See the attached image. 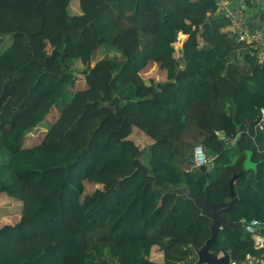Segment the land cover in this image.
Wrapping results in <instances>:
<instances>
[{
  "label": "trees",
  "instance_id": "1",
  "mask_svg": "<svg viewBox=\"0 0 264 264\" xmlns=\"http://www.w3.org/2000/svg\"><path fill=\"white\" fill-rule=\"evenodd\" d=\"M75 2L0 0V196L21 206L18 227L0 228V264H195L212 221L176 191L228 206L235 176L246 197L221 218L263 222L264 65L222 31L215 0ZM151 60L163 81L142 77ZM197 145L206 173L193 167ZM248 152L255 170L243 169ZM209 252L264 260L238 228L220 231Z\"/></svg>",
  "mask_w": 264,
  "mask_h": 264
},
{
  "label": "built area",
  "instance_id": "2",
  "mask_svg": "<svg viewBox=\"0 0 264 264\" xmlns=\"http://www.w3.org/2000/svg\"><path fill=\"white\" fill-rule=\"evenodd\" d=\"M215 6L217 14L226 19L228 25L226 31L235 38L238 43L250 46L255 52L259 64L264 65V31L263 32H251L248 31L245 24V12L247 9V0H239L234 2L232 0H215ZM183 41V40H182ZM182 41L179 39L177 42L180 47H175L176 50L182 46ZM179 52H177V55ZM260 119L257 123V127L260 130H264V107L259 110ZM232 145V142H230ZM192 163L194 168H200L202 166L210 167L211 159L208 158L205 148L202 145H197L193 151ZM244 226V231L250 236L253 247L256 250H264V235L260 232L264 228V221L251 220L248 223H241ZM263 254L260 256H253L247 254L243 261L235 262L230 260V264H264L262 259Z\"/></svg>",
  "mask_w": 264,
  "mask_h": 264
},
{
  "label": "rangeland",
  "instance_id": "3",
  "mask_svg": "<svg viewBox=\"0 0 264 264\" xmlns=\"http://www.w3.org/2000/svg\"><path fill=\"white\" fill-rule=\"evenodd\" d=\"M75 1L76 0H73V3H76ZM179 39L182 41V40H184V37L179 36L178 40ZM7 44H8V40H6L4 42L1 49H4ZM115 47H116V49L126 53L127 55L132 54L136 49V45L134 43L132 45H128V43H125L123 40H119V39L116 40ZM175 47H180L178 42L175 44ZM100 56H101L100 54L95 53L93 56L94 62L98 61L100 59ZM155 63L156 62L151 60L148 64L147 68L142 73V77L145 79L146 83H148L150 80L157 82L156 81L157 79H159V80L164 79L165 73L163 71L161 72L159 70V66L158 67H157V65L155 66ZM78 75H80V74H78ZM69 100H70V95L64 96L62 99H60L57 102L56 106L52 108L50 113L44 119V122L41 124V127L39 128V130L31 133L30 135H28L26 137L25 147L29 148V147L35 146L36 144H38L40 142V140L42 139V135H43L44 131H46L50 127V125L56 120V118L58 117L60 108L65 103H67ZM227 129L230 130L229 127H227ZM229 130H228V133H229V135H231L232 138H228L226 140H233L234 136L232 135V132ZM134 141L137 145H139L141 147H145V145H146L145 142H147V146L150 144V140L149 139H142L141 135H135ZM147 155H148L147 152H145V154L142 157L143 163H146ZM86 186H87V192H90L95 188L94 186H90V185H86ZM20 211H21V206H20V203L18 201L12 200L7 196H0V228L5 227V226H11V227L16 226V227H18V224L20 222L19 221L20 214H21ZM4 244L5 243H4L3 239L0 238V248H2ZM152 258L157 262L160 261L159 253L156 249L153 250Z\"/></svg>",
  "mask_w": 264,
  "mask_h": 264
},
{
  "label": "water",
  "instance_id": "4",
  "mask_svg": "<svg viewBox=\"0 0 264 264\" xmlns=\"http://www.w3.org/2000/svg\"><path fill=\"white\" fill-rule=\"evenodd\" d=\"M258 21L260 22V29L258 31H264V11L258 13ZM208 166H202L199 170L203 173H206ZM244 170H255V165L251 162V154L248 152L246 160L243 164ZM237 177H233L230 180V195L232 201L227 206L224 203L214 204L208 200L206 196L204 200H199L193 197L191 194L186 193L185 190H177L176 192L185 200L193 202L196 206L202 208L203 210L209 212L208 217L212 221V225L210 228L211 235L210 238L205 242V244L196 251L197 262L195 264H230L229 255L225 254L222 257H214L209 249L211 246L215 245L217 242V236L220 231H228L232 228L244 229V226L239 223H234L230 218H221L222 214H226L229 212L233 205L242 198L246 196L243 193L242 189L234 191L233 182ZM250 200V199H248ZM252 203L258 207L256 201L252 200ZM224 222V224H223Z\"/></svg>",
  "mask_w": 264,
  "mask_h": 264
},
{
  "label": "crops",
  "instance_id": "5",
  "mask_svg": "<svg viewBox=\"0 0 264 264\" xmlns=\"http://www.w3.org/2000/svg\"><path fill=\"white\" fill-rule=\"evenodd\" d=\"M233 3L234 2H238L239 0H232ZM247 9H246V12H245V24H246V28L248 31H251V32H254V31H257V32H260L258 31L260 29L259 25H260V22L258 21V13L261 12V11H264V0H247ZM223 32L226 31V28L222 30ZM263 32V31H261ZM185 38V37H184ZM157 65L158 67V64L155 63V66ZM165 78V76H164ZM164 79L162 80H159L157 79L156 81L157 82H161L163 81ZM135 135H141L142 139H147L145 138L144 135H142L141 133H138V132H134L133 135L131 136V139H135Z\"/></svg>",
  "mask_w": 264,
  "mask_h": 264
}]
</instances>
